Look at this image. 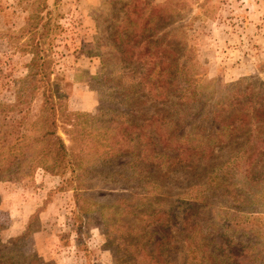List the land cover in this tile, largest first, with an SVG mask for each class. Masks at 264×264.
Returning a JSON list of instances; mask_svg holds the SVG:
<instances>
[{"label": "rangeland", "instance_id": "obj_1", "mask_svg": "<svg viewBox=\"0 0 264 264\" xmlns=\"http://www.w3.org/2000/svg\"><path fill=\"white\" fill-rule=\"evenodd\" d=\"M129 1L37 0L32 8V0H0V119L7 115V123L13 122V112L5 111L4 106H14L20 96L23 100L30 97L21 108L30 109L33 115L39 112L47 82L42 74L35 75L38 64L34 65L32 52L38 51L39 64L50 74L51 83L58 81L59 108L71 115L75 125L66 126L72 129L71 135L61 128L58 135L70 153L73 147L84 155L95 151L80 135L86 116L107 123L118 116V111L130 110L125 105L130 89L128 72L110 37L114 18L122 14V5ZM143 1L166 11L175 10L168 12L170 21L165 30L181 29L192 48V64H197L193 72L209 84L215 101L227 97L236 86L252 84L256 92L264 91V0ZM45 5L44 15L51 13L53 19L51 31L35 37L27 23L31 14ZM138 101L140 107L132 105L135 110L139 108L133 110L135 115L150 116L166 109L158 103L143 105L145 100ZM209 105L202 102L191 107L187 126L180 133H188L192 121L210 130V120H200ZM61 119L69 122L64 116ZM118 122L123 124L120 115ZM3 124L1 121L0 127ZM4 135L5 131H0V147ZM120 140L121 154L109 163L96 167L90 165L92 157L83 161L78 183L73 180L71 167L54 172L38 168L32 176L0 182V244L7 247L6 256L12 253L22 264L32 260L34 264H150L142 242L148 231H152L148 250L158 248V256L167 249L164 243L159 246L156 242L168 231L176 234L175 204L187 193L188 185L205 184L207 176L201 164L189 170L179 163L163 167L148 157L139 161L142 153L135 152L136 145L123 137ZM228 152L217 153L212 162L221 165ZM144 169L151 173V181L142 177L146 172L139 170ZM260 181L247 187L238 176L234 182L240 188L236 187L233 194L232 187L225 189L227 193L208 190L203 208L195 210L193 218L211 233L210 239H215L212 247H220L227 214H234V207H249L253 213L247 232L234 239L258 245L252 252L260 255L259 263L264 264V212L260 210L264 207V180ZM138 206L158 213L157 218L167 212L172 218L166 232L159 231L160 224L145 228L147 222L142 223L145 217L138 215ZM174 248L175 258H179L175 264H182L181 245Z\"/></svg>", "mask_w": 264, "mask_h": 264}, {"label": "trees", "instance_id": "obj_2", "mask_svg": "<svg viewBox=\"0 0 264 264\" xmlns=\"http://www.w3.org/2000/svg\"><path fill=\"white\" fill-rule=\"evenodd\" d=\"M36 6L37 0H32V8ZM46 8L48 5L41 11L32 13L27 23L29 33L35 37H44V33L51 31L53 19L51 13L44 15ZM168 12L175 10L166 11L150 1L144 3L143 0H130L122 5V14L114 18L115 24L111 28L110 37L114 39L116 53L128 72L126 78L129 79L130 89H127L125 105L130 110L127 113L118 111L123 124L118 122V116L107 123H98L97 117L86 116L83 133L80 135L85 143L88 142L95 148L89 155H84L75 147L71 148L73 153H70V149L58 135L60 128L71 135L72 129L68 130L66 126L71 125L73 128L75 125H72L69 118L71 115H65L56 101L61 98L56 93L59 89L58 81L51 83L50 74L45 73L39 64V52L33 50V63L38 64L35 75L42 74L47 88L36 115L30 109L21 108L29 102V96L24 100L23 97H18L14 106H4L5 111L13 112L11 119L14 120L8 124L7 115L3 116V120L0 119V123H4L0 131H5L4 143L0 147V182L14 177L32 176L38 168L54 172L56 169L71 167L73 180L78 183L83 161L87 162V158L92 157L90 165L96 167L109 163L121 154L118 145H122L120 139L123 137L136 145L133 146L137 149L136 153H142L139 161L148 157L163 167L179 163L189 170L201 164L205 178L207 176L205 184L188 185L185 188L187 193L181 195L175 204V235L171 231L166 232L172 218L167 212L159 211L161 217L166 218L162 219L157 218L158 213H150L149 209L144 211L137 207L138 215L145 217L142 223L147 222L145 228L160 224L159 231L166 232L156 242V245L164 243L167 246L158 256V248L154 251L147 248L152 243V231L145 233L147 237H142L144 253L150 264H175L179 259L174 256L177 253L174 247L177 245L182 248V264H260V255L252 252L258 245L236 242L234 239L240 232H247L246 226L253 213L250 211L252 209L238 206L233 208L234 214H227L222 226L224 231L221 233L224 244L220 247H212L215 239H210L211 233L203 230L193 218V212L203 208L208 190L215 188L225 191L232 187L233 194L236 187L240 188V184L234 182L238 176L241 181L246 182L244 185L247 187L257 184L258 180H264V91L256 92L252 84L236 86L227 97L215 101L214 93L208 89L209 84L198 77L200 74L193 72L197 64H192V48L182 37L181 29L165 30L170 21ZM39 29L43 31L39 33ZM140 99L145 100L143 105L158 103L166 109L150 116L135 115L133 110L139 108L135 110L132 105H141L138 101ZM202 102L212 104L205 107L200 119L210 120V130L206 131L199 123L192 121L190 131L180 133L187 126L189 109ZM61 116L69 122L62 120ZM142 146L145 147L142 149ZM225 149H229L226 159L221 165L214 164L212 159ZM139 171L141 174L146 172L142 177L151 181L150 172L145 169ZM235 197L237 195L232 196L237 201ZM260 210L264 212V207ZM229 233L233 235L230 236ZM171 243L174 245L171 246ZM1 247L0 244V264H22L15 260L12 253L10 257L6 256L7 247H2L4 250ZM239 258L243 260L238 262ZM33 261L29 264H34Z\"/></svg>", "mask_w": 264, "mask_h": 264}]
</instances>
